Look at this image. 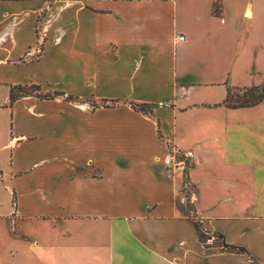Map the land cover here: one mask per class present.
Wrapping results in <instances>:
<instances>
[{
	"label": "crops",
	"instance_id": "obj_1",
	"mask_svg": "<svg viewBox=\"0 0 264 264\" xmlns=\"http://www.w3.org/2000/svg\"><path fill=\"white\" fill-rule=\"evenodd\" d=\"M261 85L264 0H0L8 264H264V101L222 105Z\"/></svg>",
	"mask_w": 264,
	"mask_h": 264
},
{
	"label": "trees",
	"instance_id": "obj_2",
	"mask_svg": "<svg viewBox=\"0 0 264 264\" xmlns=\"http://www.w3.org/2000/svg\"><path fill=\"white\" fill-rule=\"evenodd\" d=\"M212 14L215 16H220V5L217 2H214L211 7ZM32 88L35 91L34 92H26L23 91L24 88ZM40 87L36 85H16L11 86L9 90V103L8 105L11 106L18 98L29 95V94H37ZM20 91L19 94H16L15 91ZM233 90H240L243 92L242 96H236L234 101L230 102V98L232 95ZM36 92V93H35ZM47 98V97H45ZM53 98V97H52ZM71 99V98H70ZM264 101V85L261 86H253V87H245V88H228V94L226 96V99L223 102V106L229 109H238V108H249L256 106ZM145 106H140L138 109L143 110ZM195 227L198 232V236L200 241L204 245L214 246L218 247L222 250L238 253V254H246V251L243 248L239 247H233L230 245H227L224 242V239L221 235L218 234H206L200 227L199 222L195 221ZM213 237V241L211 243L208 242L209 239ZM250 264H259L256 261L250 259Z\"/></svg>",
	"mask_w": 264,
	"mask_h": 264
},
{
	"label": "rangeland",
	"instance_id": "obj_3",
	"mask_svg": "<svg viewBox=\"0 0 264 264\" xmlns=\"http://www.w3.org/2000/svg\"><path fill=\"white\" fill-rule=\"evenodd\" d=\"M53 1H56V0H53ZM54 22L51 21V24L49 25V30L52 31V28H53V24ZM39 30V29H38ZM38 30H36L37 32H39ZM42 43L41 41L37 43V45L34 47V50L31 52V54L29 55V57H31L32 59H36L37 56H39L41 53H42ZM23 91H26V92H34L35 90L32 89V88H24ZM16 94H19L20 91H15ZM36 93V92H35ZM243 92H241L240 90H233L232 91V95H231V98H230V102L234 101L235 97L236 96H242ZM4 96V88H0V102H2V97ZM42 96V95H41ZM56 97L58 96V93H53L52 92H49L48 94H45V97L47 98H52V97ZM60 96V95H59ZM63 96L64 98H67L65 95H61ZM70 98H68L69 100ZM106 103H98L96 106H105ZM144 110V109H143ZM10 114L6 111V109H3L2 107H0V131L2 132L3 129H9V119H10ZM0 132V134H1ZM189 206L192 207V204H190ZM7 231V230H6ZM5 231L1 230L0 229V264H8V254L6 251H4L3 248H7V245H8V238L6 237V232L4 233ZM212 242V241H211ZM210 242V243H211ZM249 260V258H248ZM249 263H250V260H249Z\"/></svg>",
	"mask_w": 264,
	"mask_h": 264
},
{
	"label": "built area",
	"instance_id": "obj_4",
	"mask_svg": "<svg viewBox=\"0 0 264 264\" xmlns=\"http://www.w3.org/2000/svg\"><path fill=\"white\" fill-rule=\"evenodd\" d=\"M176 39L178 41H181L183 40V36L181 35L177 36ZM191 158H192L191 152L182 153V152H179V151H176L170 148L168 154L163 160V164L166 167V169L170 172L184 174L188 168L189 161ZM185 188H186L185 194H189L190 189L188 185L185 186ZM209 235L212 236L211 234ZM211 241H213V237H211V239L208 240L209 243Z\"/></svg>",
	"mask_w": 264,
	"mask_h": 264
}]
</instances>
